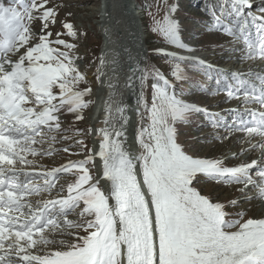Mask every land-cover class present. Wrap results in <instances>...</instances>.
<instances>
[{"label": "snow or ice", "instance_id": "1", "mask_svg": "<svg viewBox=\"0 0 264 264\" xmlns=\"http://www.w3.org/2000/svg\"><path fill=\"white\" fill-rule=\"evenodd\" d=\"M18 2L22 10L0 0V264H264V219H244L243 212L230 219L224 204L213 202L196 188L202 177L243 184L240 191L251 185L264 200V167L258 169L257 160L226 167L220 159L189 155L179 142L176 125L188 123L192 113L209 114L205 108L178 98L176 84L159 70H154L150 100L143 91L146 75L138 77L141 90L136 100L143 111L138 110L140 121L132 143L124 120L119 129L114 125L97 129L99 149H88L89 155L82 160L43 171L18 167L35 164L28 156L53 154L51 144L46 151L34 145L54 143L57 133L67 132L61 120L65 114L82 120L83 109L90 103L85 97L91 93L86 75L76 63L80 57L73 55L76 46L62 38L65 34L77 37L74 25L63 20V32L51 30L61 5L49 7L50 0ZM228 6L229 15L234 13L236 19L231 26L224 24L223 31L234 39L243 37L247 58H264V15L251 13L250 0H231ZM220 7L226 10L225 5ZM173 11L175 5L162 21H154L152 31L160 33L168 44L191 51L180 41L178 22L170 18ZM249 17L256 28L255 40L248 31ZM35 22L39 26L34 31ZM217 24H221L219 18ZM157 52L174 60L188 59ZM241 75L231 74L235 87L217 71L227 85L228 99L239 98L243 89V103L264 108V76L257 75L258 88ZM172 76L175 81L185 78L179 63L174 64ZM220 83L218 79L217 85ZM106 111L111 113L110 105ZM116 111L122 114L123 108ZM245 111L251 120L242 119L237 112L228 127L249 138H264V111ZM256 147L264 150V139L252 145ZM95 157H99L102 174L94 177L87 165L95 167ZM253 171L257 179H253ZM61 173L77 177L68 184L67 195L58 193L56 198L37 201L34 207L27 197L41 191L51 193ZM36 178L43 184L34 183ZM229 204L235 207L239 201ZM77 209L80 222L67 220ZM60 216L68 227L82 229L85 234L68 233L74 237L72 242L61 240L60 250L45 255L30 252L37 245L53 243L43 233L60 227ZM13 252L17 260L10 259Z\"/></svg>", "mask_w": 264, "mask_h": 264}, {"label": "rangeland", "instance_id": "2", "mask_svg": "<svg viewBox=\"0 0 264 264\" xmlns=\"http://www.w3.org/2000/svg\"><path fill=\"white\" fill-rule=\"evenodd\" d=\"M199 1L202 0H198V3L196 0H134L140 17L135 18L134 22L140 29V32L142 31L141 34L143 41L141 42V47L143 51L146 52L144 75H146L147 79L143 86L144 95L147 99H151V85L153 83L154 70H159L169 81L176 84V94L178 98L189 103L197 104L207 110L209 115H206L204 112L192 113L189 115L188 123H178L176 125L179 133V142L184 146L189 155L204 159H220L226 167H233L240 163L251 162V160L258 159L261 154H263L262 158L264 160V150L260 149L261 151H259L258 148L250 152L249 150H246L240 152V154L238 153L241 147L248 146L261 137L255 135L253 138L247 137L248 143L245 144V136L241 135V131L233 130L228 126H225L224 128L222 124L224 121L221 119L222 115L220 117V113L228 111L233 115L230 120L234 122V117L237 112L240 113L242 110L245 112L246 109L249 110V112L253 109L259 112L263 109L261 107L258 108L257 106L252 107L243 105L239 98L228 99L227 85L224 83V80L222 81L221 76H217V71L226 74L228 72L225 71L229 68L230 71H238L242 66H244V70H242L243 73H245V70L248 68V70H250L252 67L256 66L258 69L260 67V73L264 74V58H260L259 56L255 58H247L244 54L245 48L241 46L236 53H239L242 50L241 53L243 54H240L236 63L233 64V60H229V57L236 56L234 54V48L237 46L236 41L232 36L227 35L223 31L222 26L224 24L231 26L234 20H222V10L221 12L219 11L221 9L220 6L223 4L225 5L226 14L229 15L231 12L230 7L228 6L231 4L230 0H228L227 3L226 0H206V2H204V0L202 3ZM30 2L31 0H24V3L30 4ZM4 3L6 6L16 7L18 10H22L18 0H4ZM53 4L61 5V7L58 12V21L52 26L51 30L54 33L63 32L64 30L60 23V21L63 20H68L74 25V28L77 31V37L72 38L65 34L62 38L68 43L76 46L73 55L80 57V59H77L76 63L79 70L86 75V86L90 87L92 91V85H94L97 80L99 53L103 41L102 33L96 22V19L98 18L91 16L92 7L97 4L96 0H50L48 6L51 7ZM172 5H175V11L170 12V18L178 22L180 41L187 45L188 49H191V51L168 44L160 33L152 31L154 21H162L164 16L169 13V9ZM253 9H251L252 12H260V10L257 9V5L256 8ZM68 13H71V15L69 16ZM262 13L264 15V12ZM254 14L259 15V13L256 12H254ZM232 15L234 14L232 13ZM218 18L220 19L221 24H217ZM128 21L130 23L127 24V28L131 29L133 23L129 18ZM38 26L39 22H35L34 31L38 30ZM252 28L253 26L250 25L251 30ZM116 48V51L118 52L117 58L119 55L121 56V54H124L126 57L129 56L128 43L121 41V45ZM157 50H163L165 53L175 54L176 56L188 59L174 60L171 55L158 53ZM192 54L194 55L192 58L204 61V64L207 61H211L214 68L208 67L210 66L208 65V62L205 66L194 64L191 60ZM197 54H203L204 57H198L196 56ZM225 58L227 63H223ZM176 63L180 64L185 77L181 81H175V78L172 76V68ZM229 63L233 66L231 67ZM246 75L248 76L249 74ZM240 78H242V76ZM256 78L257 74L253 73V76H249L248 79L253 81ZM218 79L221 81L219 85H217ZM228 83L234 85L236 82L230 79L228 80ZM85 99L90 101L88 104V107H90L93 100L92 94L90 93ZM88 107L83 109V111H87ZM137 107L139 108V111H143L139 104ZM232 109H235L236 111H230ZM216 112L218 115H213ZM246 114H248L247 120H250V114ZM61 120L62 128L67 129V132L57 133L56 142L54 143L46 141L43 144L34 145L37 149H43L46 151L51 144V147L54 150L53 154L36 157L28 156V159L35 161V164L33 166L18 165V167H25V170L27 171L50 170L64 165L69 161L82 160L89 155L87 150L95 148V141L91 136L92 129L90 125L86 124L83 119L76 120L72 115L68 114L62 116ZM139 121L140 116L137 113L136 119L134 120V132L127 134L129 143H132L134 140ZM77 130L80 131L77 132ZM78 141L82 143H78ZM65 148H67L68 151H64ZM136 150L139 151L138 146H136ZM246 157L247 160H245ZM248 157H250V159H248ZM94 159L95 167H93L92 164L87 165V167L95 177L98 174H102V172H99L101 169L99 157H95ZM262 167H264V163L261 165L258 164V169ZM73 171L75 172L76 170ZM254 172L255 171H253L251 175L253 179H257L254 177L256 176ZM76 178L77 177L72 173L58 174V177L55 179L56 187L53 188L51 193L41 191L39 194H34L31 197L49 200L56 198L58 193L61 196H66L68 184L74 183ZM33 182L40 185L43 184V180L39 178L34 179ZM61 187L64 189L63 192H60ZM196 188L201 194L210 197L213 202L224 204L225 210L230 214V219H237L238 217L236 216V213L238 212H243L244 219H264V211L261 207V205L264 206V200L260 199L259 196L249 199V195H258V192L257 194L255 193V191L258 190L256 187L250 185L248 189L240 191V189L244 188L243 184L226 182L217 183L216 181L202 177L201 183L197 184ZM29 198L30 197H27V199ZM231 200H237L239 201V204L233 207L229 204V201ZM81 207H83L82 204ZM79 211L80 209H77L76 213H69L66 219L79 223L81 220ZM61 217L65 220V217L63 216H60L57 219L59 220ZM63 229H66L67 233L63 232L60 237L49 239L53 241V243L47 246L42 244L37 245V247L33 249L36 251L33 254L45 255L48 252L60 250L63 247L60 244L61 240H64L65 243H70L74 239V237L68 235V233H79L80 235L85 234L82 229L70 228L65 223ZM46 231H49V229H46ZM0 254H3V252L0 251Z\"/></svg>", "mask_w": 264, "mask_h": 264}, {"label": "bare ground", "instance_id": "3", "mask_svg": "<svg viewBox=\"0 0 264 264\" xmlns=\"http://www.w3.org/2000/svg\"><path fill=\"white\" fill-rule=\"evenodd\" d=\"M125 1H127V0H96L97 4L94 7H92V10H91V16L98 18V19H96L97 20L96 22L99 26L100 32L102 33L103 41H102V45H101V51L99 53V64H98L99 70L97 73V76H99V79H97V77H96L97 80L95 81L94 85H92L93 87H92L91 94H92L93 100H92L90 107H88V110L83 111L82 114L84 117L83 118L84 122L86 124H89L91 129H92L91 136L95 141L94 142L95 148L93 147L95 150L99 149V143H100V140L97 136V129H101V128H105V127L111 128L113 125L115 126V128L119 129L121 127V125L124 124V120H127L128 123L125 126L124 130L126 131L127 134H129L130 132L132 133V132H134L135 126H134L133 121H130V120L136 119V114L138 113V110H139V108L137 107L138 103L136 100V96L140 92V83L141 82L139 81L138 77L141 74H144L146 52H144L142 47H141V42L143 41L142 40V34H141L142 31L140 32V29L134 25H132L131 29L127 28V24L130 23L128 21V18H129V20L132 21L131 18H134V16L132 14H130V15L127 14L126 5L128 2L125 3ZM132 1H134V0H132ZM196 1L198 3V0H196ZM203 1L204 0L199 1V2L202 3ZM204 2H206V0ZM250 3L252 5L251 9L256 8V5L257 6L260 5V7L264 8V0H250ZM219 6H220V4H219ZM135 9L137 10V8H135ZM221 10L222 9H220L219 11L221 12ZM225 14H226V10L222 11V14H221L222 20L227 19L226 21H228V20L233 21V19L236 18L234 13H233L234 15L231 14V16L226 14L229 17H225ZM252 14L257 16L254 13H252ZM260 14L263 15V13L261 11L259 12L258 16H261ZM250 25H252L251 24V17L248 18V31L250 32V38L252 40H255L256 39V28L254 25H252L253 28L251 30ZM121 41H124V42L128 43V45H129V51H128L129 56L128 57H126L124 54H121V56L119 55V57L117 58L118 52L116 51V49H117L116 47L121 45ZM236 45L237 46L234 48L235 49L234 54L236 56H232L231 58L229 57V60L230 59L233 60V64L236 63L238 57H240V54L241 55L243 54V53H241L242 50L239 53H236L239 50V48L241 46L243 48L246 47L243 37L236 40ZM196 56L202 57L203 54H197ZM192 57H194L193 54H192L191 58ZM226 61L227 60L225 58L223 63H227ZM223 63H220V64H223ZM231 63H232V61H231ZM253 64H254V62H253ZM259 64H260V62H259ZM230 65H231V67L233 66L232 64H230ZM229 69L226 70L225 72H228L226 74L231 75L232 71H230ZM259 69H260V67H259ZM259 69L255 66V67H252L248 71L245 70L244 74L246 75V74L251 73V75H253V73L260 72ZM238 70H241V71L244 70V66H242ZM245 75L242 74L241 79H245ZM129 77H131V80H129ZM129 85H131V86H129ZM106 105H110V107L112 109L111 113L106 111ZM117 107L123 108L122 114L120 112L116 111ZM250 111H252V110H250ZM134 114H135V117L132 119ZM214 114H218V113L216 112ZM240 114H242L241 115L242 119H244L248 115V114H246V111L244 112V110H242L240 112ZM221 115H222V117H224L226 115V113L222 112V113H220V117H221ZM232 116L233 115L231 113H229V118H231ZM249 116H251V115H249ZM106 117L108 120L107 124L105 123ZM247 118H248V116L246 117V119ZM221 119H222V121L228 123V121H225V119H223V118H221ZM224 122H223V124H224ZM230 122H232V120H230ZM230 125H232V124H230ZM241 135L245 136V142H246L245 144H247L248 143L247 142V140H248L247 136L242 131H241ZM253 137H254V135L252 136V138ZM121 139H123V137ZM262 139H264V138H259L255 141H253L252 144H249L248 146H245L243 148L241 147L240 151H238V153L240 154V152H243L246 150H249V152H250L252 150H255L256 148H258V150L261 151L259 147L252 148V145H257L258 143H260L262 141ZM126 147H127V145H126ZM262 157H263V154H261L259 156V158L256 159L258 161V164H260V165L262 163H264V160ZM248 159H250V157H248ZM245 160H247V157L245 158ZM254 173L256 175V172H254ZM254 177L257 178V176H254ZM257 192H258V190L255 191L256 194H257ZM253 197H258V195H249V199L253 198ZM28 200L33 204L34 207L36 206L37 201H44V199H42V198L36 199L35 197L33 198L31 196ZM261 207H262V210L264 211V206L261 205ZM25 211H27V209H25ZM61 219H62V217H61ZM61 219L58 220L60 227L56 228L55 230H52L51 228H49V231L45 230L43 235H45L48 239H51V238L60 237L61 233H63V232L67 233L66 229H63L64 220L63 219L61 220ZM51 234H53V235H51ZM52 249H54V248H52ZM30 252L35 253L36 251L31 249ZM0 255H2V254H0ZM10 259L17 260L18 258L16 257L15 253L13 252L10 256Z\"/></svg>", "mask_w": 264, "mask_h": 264}, {"label": "water", "instance_id": "4", "mask_svg": "<svg viewBox=\"0 0 264 264\" xmlns=\"http://www.w3.org/2000/svg\"><path fill=\"white\" fill-rule=\"evenodd\" d=\"M128 2V3H127ZM125 3H127L126 5V12L128 15L132 14L134 16V18H131L132 19V22H133V25L134 26H137L136 23L134 22V19L135 18H138L137 16V10L135 9L136 8V3L132 0H127L125 1ZM137 111V110H136ZM135 117V114L133 115L132 119ZM130 121H133L134 123V119L133 120H130Z\"/></svg>", "mask_w": 264, "mask_h": 264}]
</instances>
